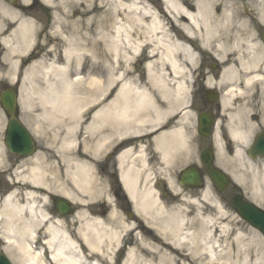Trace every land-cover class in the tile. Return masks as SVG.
I'll list each match as a JSON object with an SVG mask.
<instances>
[{
  "label": "bare ground",
  "instance_id": "bare-ground-1",
  "mask_svg": "<svg viewBox=\"0 0 264 264\" xmlns=\"http://www.w3.org/2000/svg\"><path fill=\"white\" fill-rule=\"evenodd\" d=\"M161 1L162 9L158 10L145 0H73L78 8L81 7V18L78 19L80 25L70 30L68 35H63L67 44L62 53V62L46 64L42 67L41 74H26V77L35 78L31 94L25 87L21 88L25 93L23 100L36 102L33 107L34 121L28 123L30 129L38 137L42 129L53 130L54 134L50 139L56 145L55 152H72L75 170L70 174V181L86 198L95 193V188L91 186L93 180L89 174L91 163L83 155L92 152L85 145L93 143L91 156L95 157L113 141L112 135L119 131L118 128L144 121L137 119L135 112L147 107L151 101L147 90H138L129 83L122 82L116 95L108 103L95 105L98 99L105 101L103 94L114 79L117 82L124 79L122 63L126 65L125 71H128L130 64L138 62L144 56L147 78L161 94L160 101L166 104L167 109L177 107L179 103L184 105L183 99L179 100V94L184 88L183 78L186 76V68L181 62L193 60L195 52L190 43L195 34L194 29H202L201 26L205 24L202 16L207 12L210 2ZM43 5L51 4L43 2ZM7 12L14 20L16 29L32 25L30 20L22 18L20 11L5 13ZM65 26L69 28L68 25ZM176 30L181 34L172 36L171 32ZM201 43L205 45L203 40ZM37 66L34 64L31 68ZM38 76H41L40 81L36 80L39 79ZM168 85L173 87L176 99L167 100L170 95L166 88ZM151 106L154 111L161 107L152 103ZM157 113L160 115L161 110ZM104 126H108L109 132L104 130ZM82 133L85 136L80 140ZM232 133L237 142L233 157L238 167L237 171H233V177L245 182L246 173L251 177L252 189L260 194L263 192L260 183L264 184V163L258 167L257 163L244 158L241 151L246 144L244 130L234 129ZM90 135H94V138H90ZM179 135L180 131L173 130L168 135L162 134L161 138L176 137L171 143L176 151L183 147ZM77 140L80 143L77 144ZM81 146L83 153L80 151ZM217 146L218 161L221 163L229 159L224 154L220 141ZM47 149L48 152L50 147ZM42 153L40 151L30 163L17 168L23 169L14 170L12 190L0 203V240L3 241L4 252L15 264H45L44 259L37 255L39 252L31 249L33 232L43 227L45 236L47 234L44 243L54 264H101L100 261L113 264L112 254L116 248L122 247L130 235L132 238L121 264H264V255L254 248L256 243L252 236L246 237L238 233L230 241H226V236L212 240L214 230L208 229L180 234L181 228L177 223L183 220L177 215L168 217L167 221L171 224L166 222L157 228L158 236L162 239L158 247L156 244L145 243L135 231L137 227L129 221L118 220L121 229L118 231L115 226L116 216L110 210L105 218L96 217L93 222L81 226L78 235L83 241L82 247V244H76L48 223V216L42 208L36 215L40 207L38 204L43 205L47 201L45 195L38 194V188L49 189L47 171L39 160ZM130 154L131 150L125 149L118 156L120 179L136 215L149 222L156 213L164 212L165 205L152 185L139 188L138 170L125 165L126 157ZM165 154L171 159L174 156L171 150H167ZM2 159H6V156L3 155ZM162 159L165 157L162 156ZM23 170L26 173L22 175L20 172ZM62 195L84 203V200L68 189ZM208 195V190L205 189L203 197ZM196 201L191 199L192 203ZM78 217H84V213H78ZM104 220L105 228L100 224ZM211 221L212 219H207V222ZM100 230H104V237ZM88 232L99 236H88ZM61 237L63 244L55 243ZM222 240L225 241L220 244ZM67 248L74 249V252L71 255L65 254L64 249ZM149 253L155 256L145 258L144 255Z\"/></svg>",
  "mask_w": 264,
  "mask_h": 264
},
{
  "label": "flooded vegetation",
  "instance_id": "flooded-vegetation-1",
  "mask_svg": "<svg viewBox=\"0 0 264 264\" xmlns=\"http://www.w3.org/2000/svg\"><path fill=\"white\" fill-rule=\"evenodd\" d=\"M16 0L14 5L0 0V92L6 87L3 78L21 77L28 68L32 58L39 53L35 47L31 53L24 49L23 41L28 32L16 30L13 22L2 17L6 10H41L44 14L48 9L41 7L37 0ZM207 12L202 16L205 24L196 28L197 41L203 40L205 45H195L197 53L193 60L183 63L185 66V89L187 91L186 123L176 127L177 119L162 126L148 129L139 137L113 146L107 157V167L112 173V188L120 199L117 156L124 147L142 152L145 167L159 169L161 163L159 151L174 152L172 160L173 173L177 182L184 166H197L202 181L208 180L206 168L202 163L201 154L209 149L217 156L216 139L220 141L224 154L231 158L236 147L234 129L244 130L243 138L247 142L258 134L259 125L264 124V0H209ZM187 20V19H186ZM200 32V33H199ZM202 44V43H201ZM16 63V70L11 71L7 63ZM2 106L0 105V133H2ZM166 128V129H165ZM179 129L183 147L176 150L169 139H159L158 133H168L170 129ZM157 144L161 149H157ZM35 145V144H34ZM181 146V144H179ZM132 146V147H131ZM248 151V148H246ZM246 151H244V154ZM16 167L21 158L13 156ZM150 161V163L147 161ZM185 163L183 166L182 164ZM218 164L225 170L231 167L227 162ZM165 166H163L164 168ZM167 177L170 173L167 171ZM166 180V177L159 176ZM160 178L155 180L161 190L166 185ZM229 201L234 195L240 194L238 185L229 182L219 193ZM126 211L125 203L120 205ZM124 251L119 254L118 262L124 258Z\"/></svg>",
  "mask_w": 264,
  "mask_h": 264
},
{
  "label": "rangeland",
  "instance_id": "rangeland-1",
  "mask_svg": "<svg viewBox=\"0 0 264 264\" xmlns=\"http://www.w3.org/2000/svg\"><path fill=\"white\" fill-rule=\"evenodd\" d=\"M150 6L158 9L160 7V3L158 0H145ZM192 0H190L191 2ZM55 2V3H54ZM53 3L55 6L52 8L55 12L52 17L47 16V20L50 23V27L48 28V31L45 32V34L41 37L39 36V39L42 40L41 43H39V46L44 48V54H42V57H40L39 61L36 62L38 65L34 69L28 70V73H36L41 74L43 71V66L46 64L52 63V62H62V53L64 51V48L66 46V42L64 40V36L68 35L70 33V30L77 28L80 23L78 19L81 18V12L80 8L77 7L73 0H54ZM162 4V3H161ZM159 10V9H158ZM35 15H27V17H30V19H34L35 29H37L38 33H43L45 31V20L46 18L38 11L34 12ZM51 19V20H50ZM46 20V22H47ZM124 22V21H123ZM65 25H68L69 28H66ZM97 26V24H95ZM166 27H169L166 25ZM180 33V32H178ZM172 36L175 34L177 35V30L175 32H171ZM64 35V36H63ZM121 41V38H120ZM123 46V44H122ZM195 47V46H194ZM144 59V56L142 57ZM143 61V60H142ZM121 67L123 69V72L125 73L124 79L121 82H117L116 79H114L113 83L107 86L106 92H104L103 96H106L105 101H102L101 99H98L95 104L98 102L99 105L108 103L110 99H112L121 85L122 82H127L131 85V87H134L135 89L142 90L145 89L147 92L151 95V101L147 105V107H142L138 111L135 112L137 115V119H141L143 117L147 118H157L158 113L157 111L160 109H163L161 111V115L165 111L167 115H170L172 111H178L179 108H181V103L177 105V107H173V109L166 108V104L162 103L160 99H162L161 94L159 91H157L152 84L149 82L147 75L143 74L141 60L136 62L135 64L132 63L129 66V70L125 71L126 65L124 63L121 64ZM142 71V72H141ZM39 79H36L37 81H40L41 76ZM14 79L7 78L4 79V84H12ZM24 87L27 89V92L31 94L32 84L35 82V78L33 77H24L21 79ZM169 87H172L169 85ZM106 88V85H105ZM170 91V90H168ZM22 97V95H21ZM180 97H183V94H179V100ZM176 99L174 92L170 91V95H168L167 100L170 99ZM171 99V100H172ZM184 99V98H183ZM178 100V101H179ZM23 105L21 107V115L24 116L28 121L33 122L34 121V110L33 107L35 106V101H26L23 100ZM160 105V109L157 111H154L153 106ZM167 109V110H166ZM4 118V116H3ZM183 118V117H182ZM136 125V124H135ZM134 125V126H135ZM140 127V126H136ZM41 137H36V141L38 144V149H40L42 155H39V159L41 162V165L43 168L47 171L48 174H46V178L49 182V189H46V193L50 196L56 195V196H63L62 193L68 189L71 193L77 194L78 198L84 200V203H81L79 200H71L76 207V212L70 216L65 217V222H53L51 221L50 214L48 210V205L44 202L43 206L38 207V210L36 211L38 215L39 210L42 208V211H45L47 213L48 219L52 223V225L58 229L62 233H67L70 237L73 238V240L79 241V238H77V233L81 226H83L86 223V220L89 219L87 217V214L84 217H78V213H83L82 210L87 208V206L90 207V210L93 211V209H97L99 207V203L103 202L106 199L107 193L110 191L109 187V178H108V172L102 173L99 169V167L102 165L104 159L106 158V154L109 150V148H105L99 153L95 155V157L91 156L93 153L94 147L93 143L86 144L85 147L88 148L91 154L88 153L85 155L83 153V146H81L80 151H82L85 159L91 163L89 174L92 177L91 186H94L95 193L88 196L89 198H86L84 194L81 195L80 192L75 189L70 181V174L75 170V167H73V158H75L71 151H61L60 153H56V145L53 141V139H50V136L54 134L52 130L47 131L46 129H42ZM85 134L82 133L81 137L79 138L82 140V137H84ZM90 138H94V135H90ZM1 139V138H0ZM79 143V140H77V144ZM47 147H50L49 151L47 152ZM45 150V151H43ZM39 151V152H40ZM81 153V152H80ZM38 154V152H37ZM34 157V156H33ZM31 162V159L25 160V163ZM12 159L11 156H8V162H2V169H8L9 166H11ZM98 167V169H97ZM260 167V166H258ZM237 168V165L234 163V169ZM22 169V168H20ZM12 169H8L6 171H0V203L1 199L4 198V196L9 193L12 190V183L14 179V173H11ZM22 175L26 173L25 170L20 172ZM246 175V181L243 183V189L248 192V195H251L252 197H255L257 199H260V203L264 206V184L260 183L262 186V193H257L252 189L251 185V177L249 175ZM150 180L146 183V187ZM173 189V188H172ZM176 190L173 189V192ZM48 192V193H47ZM107 192V193H106ZM171 193V198H167L166 200H163L162 203L165 205V210L163 213H156L151 219H149V222L146 223V225L150 228H152L156 232V236L152 234H148L146 238L142 236L143 239H145L147 244H156L159 247V244L161 243L162 239L157 236V231L155 227H160L166 222L171 224V222L167 221L168 217H171L173 215L180 216V219L183 220L179 224V227L181 228L179 233L180 234H186V233H197L200 230H214V236L212 240L221 237L223 238L226 236L228 240L230 241L234 236L238 235V233H241L242 235H245L246 237H253L255 238V245L254 248L257 249V251L264 255V240L262 239L261 235L250 225H248L242 218L239 217V215L230 207L227 205H224L220 208L215 204L214 197L211 195H208L207 197H203L202 190H186L184 188H179V190L176 193ZM175 194V195H173ZM65 197V196H64ZM67 198V197H66ZM191 199H196L197 201L195 203L191 202ZM96 202V203H95ZM41 204V203H39ZM39 206V205H38ZM106 209V208H105ZM53 215V214H52ZM54 217L55 214H54ZM212 219V221L209 223L207 222V219ZM203 221V224H202ZM45 227L43 229L37 230L33 232V235L35 237L34 242L36 245H41V241L46 239L45 235ZM35 234H37L35 236ZM225 240H222L220 244H223ZM57 244L61 243L63 244V239L58 238L56 241ZM3 242L0 241V252L3 251L2 249ZM71 249L68 251L66 249V252H70ZM120 254V253H119ZM148 258L155 256L154 254H146ZM13 263V261H12ZM15 264V263H13ZM118 264V263H117Z\"/></svg>",
  "mask_w": 264,
  "mask_h": 264
},
{
  "label": "water",
  "instance_id": "water-1",
  "mask_svg": "<svg viewBox=\"0 0 264 264\" xmlns=\"http://www.w3.org/2000/svg\"><path fill=\"white\" fill-rule=\"evenodd\" d=\"M1 102L6 113L9 115L8 126L6 130L5 142L8 148L11 151H17L22 155H28L32 151V144L30 136L24 127L17 121L14 111H15V102L14 95L11 91H4L1 94ZM251 155L260 154L264 156V134L258 136L254 146L250 150ZM204 161L207 165L208 171L212 178L216 180H222L223 183H226V177L223 174L218 173V171L210 167L209 157H205ZM198 175L195 171L191 169L185 171L182 176V183L184 184H193L197 185ZM219 186V189H222L224 186ZM233 205L237 209L238 213L244 217L249 223L256 227L264 237V211L256 209L254 206L242 203L239 201H233ZM58 212L61 214H67L72 210V207L64 199H60L57 202ZM0 264H11L8 259L0 254Z\"/></svg>",
  "mask_w": 264,
  "mask_h": 264
}]
</instances>
